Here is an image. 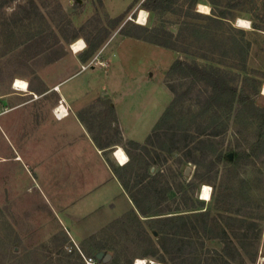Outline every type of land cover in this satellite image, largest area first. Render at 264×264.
Segmentation results:
<instances>
[{"label":"rangeland","instance_id":"374dc122","mask_svg":"<svg viewBox=\"0 0 264 264\" xmlns=\"http://www.w3.org/2000/svg\"><path fill=\"white\" fill-rule=\"evenodd\" d=\"M78 1L13 0L0 7V155L8 157L0 156V264H86L99 251L112 254L106 264H134L136 258L264 264V117L253 110L238 117V102L230 109L215 106L210 86L183 71L185 66L173 68L177 60L220 67L231 85L264 108V0H166L158 10L145 8V0ZM200 4L210 11H201ZM141 10L149 14L145 25L136 21ZM197 12L216 18L224 12L226 18ZM240 18L249 27L237 26ZM79 40L87 48L74 53L71 45ZM93 52L101 54L90 59ZM107 57L111 66L105 69ZM61 58L70 70L75 63L89 70L66 87L81 85L93 72L91 85L106 83L121 125L133 138H146L123 142L134 159L117 169L134 204L114 188L109 204L115 209L94 206L99 198L93 197L87 206L77 205L83 214H61L51 204L69 197V181L52 174L60 161L34 167L11 158L12 128H24L29 108L12 110L23 101L9 96L22 93L13 81H28ZM118 129L117 123L106 128L114 135ZM34 153L39 159L45 154ZM51 177L59 182L52 193ZM205 185L212 188L210 201L199 196ZM176 215L184 220L172 242L162 223ZM179 245H187L183 254L175 253Z\"/></svg>","mask_w":264,"mask_h":264},{"label":"crops","instance_id":"0c3cea01","mask_svg":"<svg viewBox=\"0 0 264 264\" xmlns=\"http://www.w3.org/2000/svg\"><path fill=\"white\" fill-rule=\"evenodd\" d=\"M98 54L93 52L89 57L97 59ZM109 58L105 59L108 62V67L105 69L111 66ZM65 61L66 58H61L36 72L35 76L33 75V78L28 80L29 91L27 93L7 94L23 98V101L12 104V110L29 107L24 115L25 119H28L22 122L24 128L17 130V133L12 128L16 144H14V154L11 158L21 162L28 161L34 167L54 159L60 161V170L54 169L52 174L55 172L58 174L59 182L69 181L70 185L65 184L64 186V189H67L65 194L69 197L67 201L60 199L56 202L51 201V204L61 214L81 212L77 210L79 208L77 205L85 202L84 205L87 206L93 202V197L105 199H101L100 202L97 199L98 202L93 204L94 206L102 207L103 203L108 205L109 201L115 199L114 188H118L128 202L134 204L132 196H129L117 171L131 162V155L129 156L130 162L120 165L114 151L120 147L124 149L123 142L127 140L141 142L146 138H133L130 132H127L121 125L114 98L111 94H107L106 83L91 85L89 80H94L93 72L86 76L87 80H84L81 85L72 84L66 87V82H69L71 77L73 78L76 74L83 75L89 70H80V63L77 65L75 63L76 67L70 70L69 67L63 65ZM95 67L92 66L91 69ZM54 86H59V89L54 90ZM77 87L80 88L79 93H77ZM59 103H62L68 114L57 119L52 109ZM116 123L119 126L118 135L107 133V125L114 126ZM34 138L35 141H31ZM36 150L45 153L43 158H38L34 153ZM124 151L126 152L125 149ZM1 159L4 161L8 157L1 156ZM72 165L74 166L73 172L78 174V178L74 179L78 182L76 187L72 183L73 174L70 177ZM34 179L38 182L37 177ZM56 182L58 181L50 178L51 185L48 190L51 193L55 189ZM76 190L78 193L74 194ZM109 205H112L113 209L116 207L113 202Z\"/></svg>","mask_w":264,"mask_h":264},{"label":"trees","instance_id":"16d2710c","mask_svg":"<svg viewBox=\"0 0 264 264\" xmlns=\"http://www.w3.org/2000/svg\"><path fill=\"white\" fill-rule=\"evenodd\" d=\"M13 0H0V7H4L8 5ZM200 0H193V3H199ZM166 2V0H145L143 3V6L149 10H158L159 8H162V5ZM196 16H204L207 18H210L212 20H222V18H226V15L224 12H222L220 15H217L218 18L212 17L206 14H202L197 12L195 14ZM253 27L255 29H262L257 25L256 23H253ZM141 28V27H140ZM126 35H130L129 32L125 33ZM159 44L167 46L165 43L158 41ZM56 60V59H55ZM54 62V60L50 61ZM185 66V69L183 70V67ZM174 69H181L185 71L187 74L193 76L196 80L203 82L210 86L212 88V97L214 99L215 106L225 107L227 109H230L233 107V105L238 102L239 104H242V110L239 111L238 117L242 112L245 110L247 111H257V114L264 117V108L261 107H255L254 102L252 101L250 94H245L239 91L237 86L231 85L228 78L229 73L220 68V67H205L201 66L198 62L189 63L181 60H177L175 64L173 65ZM223 103V105H222ZM252 106V107H251ZM255 116V115H253ZM134 146L138 147V144L133 143ZM219 159L221 156L218 157ZM134 156L131 155V160L133 161ZM130 162V161H129ZM184 220V217L182 215H176L172 216L169 219L165 220V223H162L163 229H165L166 234L169 236L170 241L175 242L174 236L179 235L178 231H173L175 228H177L181 221ZM163 220H159V222H162ZM173 231V232H171ZM187 245H179L175 251V253L183 254L185 252V248ZM235 259V258H234ZM163 261H165L164 258H162ZM184 264H189L187 261ZM227 264H230L227 261Z\"/></svg>","mask_w":264,"mask_h":264},{"label":"bare ground","instance_id":"6f19581e","mask_svg":"<svg viewBox=\"0 0 264 264\" xmlns=\"http://www.w3.org/2000/svg\"><path fill=\"white\" fill-rule=\"evenodd\" d=\"M200 8L201 11H203L204 13H208L210 11L209 6L206 4H200ZM148 15L149 14L147 13L146 10H141L136 20L137 23L141 25L147 24ZM249 24H250L249 20L243 18H240L237 22V26L245 27V28L249 27ZM85 47H86L85 42L83 40H79L71 45V49L73 50L74 53H78L82 51ZM13 89L22 93H27L29 91V83L27 80L17 78L16 80L13 81ZM262 93L264 94V86L262 89ZM57 112L59 113V115H63L64 113H66V108L61 105L58 107ZM116 157L120 165H126L130 160L128 154L121 147L118 148L116 152ZM211 193H212V188L209 185H205L199 194V196H201L200 199L202 201H210ZM134 264H150V263L147 258H136Z\"/></svg>","mask_w":264,"mask_h":264},{"label":"built area","instance_id":"2783aa9c","mask_svg":"<svg viewBox=\"0 0 264 264\" xmlns=\"http://www.w3.org/2000/svg\"><path fill=\"white\" fill-rule=\"evenodd\" d=\"M85 46H86V44H85ZM87 48V46L83 49V50H85ZM82 50V51H83ZM87 67L86 66H83V69H86ZM59 89V87H56V90H58ZM60 102H62V101H60ZM62 105V103H59V105H57L54 109H53V112H54V114H55V116H56V118L57 119H59V118H61L62 116H64L65 114L67 115L68 114V111L66 110V113H64L63 115H59V113L57 112V109H58V107L59 106H61ZM63 106V105H62ZM118 150V149H117ZM117 150L116 151H114L115 153L117 152ZM100 260L99 259H97V257L95 256V257H89V258H87L86 259V264H96L97 262H99ZM151 264V263H150Z\"/></svg>","mask_w":264,"mask_h":264},{"label":"water","instance_id":"95a60500","mask_svg":"<svg viewBox=\"0 0 264 264\" xmlns=\"http://www.w3.org/2000/svg\"><path fill=\"white\" fill-rule=\"evenodd\" d=\"M79 1H81V0H79ZM229 157L231 158L232 157V154H230ZM188 172H189V169H187V172L186 173H188ZM154 234L157 235L158 233L155 231ZM96 257H97V259H99L100 261H102L103 263L106 264V263H108L112 259V254L111 253H104V251H99L96 254ZM151 264H163V263H161V262H154L153 261Z\"/></svg>","mask_w":264,"mask_h":264}]
</instances>
